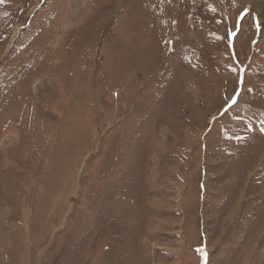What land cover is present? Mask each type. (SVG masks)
Returning a JSON list of instances; mask_svg holds the SVG:
<instances>
[{"label":"rangeland","instance_id":"rangeland-1","mask_svg":"<svg viewBox=\"0 0 264 264\" xmlns=\"http://www.w3.org/2000/svg\"><path fill=\"white\" fill-rule=\"evenodd\" d=\"M0 264H264V0H0Z\"/></svg>","mask_w":264,"mask_h":264}]
</instances>
